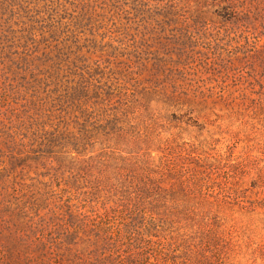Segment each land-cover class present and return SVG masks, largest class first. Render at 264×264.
<instances>
[{"label":"rangeland","instance_id":"374dc122","mask_svg":"<svg viewBox=\"0 0 264 264\" xmlns=\"http://www.w3.org/2000/svg\"><path fill=\"white\" fill-rule=\"evenodd\" d=\"M0 264H264V0H0Z\"/></svg>","mask_w":264,"mask_h":264}]
</instances>
